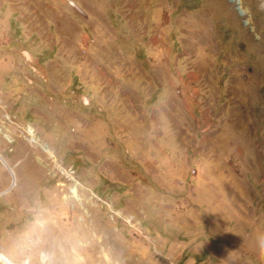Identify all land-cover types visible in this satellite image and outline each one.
I'll use <instances>...</instances> for the list:
<instances>
[{"label": "rangeland", "instance_id": "rangeland-1", "mask_svg": "<svg viewBox=\"0 0 264 264\" xmlns=\"http://www.w3.org/2000/svg\"><path fill=\"white\" fill-rule=\"evenodd\" d=\"M0 157L14 264H264V0H0Z\"/></svg>", "mask_w": 264, "mask_h": 264}, {"label": "bare ground", "instance_id": "bare-ground-1", "mask_svg": "<svg viewBox=\"0 0 264 264\" xmlns=\"http://www.w3.org/2000/svg\"><path fill=\"white\" fill-rule=\"evenodd\" d=\"M230 1H236L237 2V0H230ZM238 1H240V0H238ZM240 4H241V2H240ZM239 5V4H238ZM241 11H242V8H239ZM243 14H245V13H247V11L244 9L243 11ZM28 132V131H27ZM30 134L33 136V142L34 143H36V142H38L39 143V140L36 138V137H34V133H33V131H31L30 130ZM43 147V150L44 151H46V152H48V153H50L51 154V152H50V150L47 148V147H45V146H42ZM0 259L3 261V262H5L6 264H14V263H12L11 261H9L6 257H4L3 255H0Z\"/></svg>", "mask_w": 264, "mask_h": 264}, {"label": "clouds", "instance_id": "clouds-1", "mask_svg": "<svg viewBox=\"0 0 264 264\" xmlns=\"http://www.w3.org/2000/svg\"><path fill=\"white\" fill-rule=\"evenodd\" d=\"M257 241L261 250H264V235L258 236Z\"/></svg>", "mask_w": 264, "mask_h": 264}, {"label": "water", "instance_id": "water-1", "mask_svg": "<svg viewBox=\"0 0 264 264\" xmlns=\"http://www.w3.org/2000/svg\"><path fill=\"white\" fill-rule=\"evenodd\" d=\"M0 159H2L1 157H0ZM3 161V160H2ZM4 163V162H3ZM5 164V163H4Z\"/></svg>", "mask_w": 264, "mask_h": 264}]
</instances>
